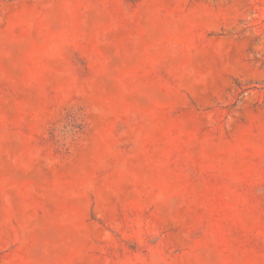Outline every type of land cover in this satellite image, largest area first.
Instances as JSON below:
<instances>
[{"label": "rangeland", "instance_id": "1", "mask_svg": "<svg viewBox=\"0 0 264 264\" xmlns=\"http://www.w3.org/2000/svg\"><path fill=\"white\" fill-rule=\"evenodd\" d=\"M0 264H264V0H0Z\"/></svg>", "mask_w": 264, "mask_h": 264}]
</instances>
